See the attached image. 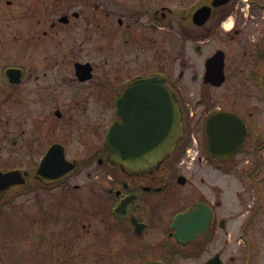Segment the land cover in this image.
Instances as JSON below:
<instances>
[{
	"label": "flooded vegetation",
	"instance_id": "af4514ba",
	"mask_svg": "<svg viewBox=\"0 0 264 264\" xmlns=\"http://www.w3.org/2000/svg\"><path fill=\"white\" fill-rule=\"evenodd\" d=\"M222 1L0 0V117L9 126L0 171L25 176L0 198V264H18V253L26 264H264V35L233 74L223 49L220 85L206 76L207 60L222 48L188 59L186 43L201 55L209 24L231 39L242 34L230 16L241 0ZM252 3L264 18V3ZM208 6L210 17L196 22ZM145 79L162 81L178 98L173 115L183 122L178 144L158 161L153 141L176 139L159 123L170 119L171 103L133 87ZM198 88L203 97L205 89L222 92L215 106L202 98L193 113L188 94ZM225 112L241 118L245 135L233 154L215 157L206 122ZM192 114L204 123L199 137ZM117 123L123 152L146 163L114 158L108 134ZM31 200L44 201L39 216L25 215L40 229L23 232L29 245L18 251L16 214L2 210Z\"/></svg>",
	"mask_w": 264,
	"mask_h": 264
},
{
	"label": "water",
	"instance_id": "95a60500",
	"mask_svg": "<svg viewBox=\"0 0 264 264\" xmlns=\"http://www.w3.org/2000/svg\"><path fill=\"white\" fill-rule=\"evenodd\" d=\"M222 0H215L214 5L221 4ZM211 15V7H202L195 14V21L199 23H204ZM225 52L222 49H219L207 60V81L220 85L225 80ZM144 86L153 89L147 92H151L155 95L160 94L161 102L171 103V106H168V109L171 112L170 119L164 120L160 119V127L162 132L168 133L171 138L176 139L169 140L163 139V137L158 141L154 140L155 148L154 152L151 153V159L158 161L162 160L169 151L173 150L179 142V135L181 134L183 122L178 116L177 120L174 118V108L175 103L178 107V98L167 89V87L159 82L158 79L154 80H141L133 84V87ZM134 89L132 88L131 91ZM142 92V91H141ZM119 112L123 114V107L120 101ZM158 124V123H157ZM175 129V131H174ZM123 125L121 123L114 124L109 131L108 141L113 148V156L119 162H125L131 164L132 166H140L143 163H146L147 158L143 156H127L123 152ZM206 130L209 137L208 147L212 156H218L220 153H223L224 156H229L233 154L243 142L245 135V126L241 118L231 112L225 113H212L206 122ZM167 134V135H168ZM160 144V147H157V144ZM50 156V155H49ZM48 155L43 159L41 166L39 168V174H43L44 168L47 166L50 157ZM56 176L58 173L55 174ZM183 180V178H180ZM25 182V176L20 172L10 170V171H0V198L3 193L12 185L16 183ZM199 210H195L190 214H187V221H190L191 216L195 215ZM209 225V220L206 221Z\"/></svg>",
	"mask_w": 264,
	"mask_h": 264
},
{
	"label": "rangeland",
	"instance_id": "374dc122",
	"mask_svg": "<svg viewBox=\"0 0 264 264\" xmlns=\"http://www.w3.org/2000/svg\"><path fill=\"white\" fill-rule=\"evenodd\" d=\"M256 1L258 5L259 3L260 4L264 3V0H256ZM254 5L256 4L255 3L253 4L252 0H241L240 3L238 4V7L240 8L238 7L235 8L234 12L230 14V16L231 15L237 16V19L240 22L238 23V25L242 27L241 28V31H243L242 34L237 35L234 39H231L224 33L226 29H223V31H220V29H215V28L212 29L213 25L209 24V29H208L209 40L206 43V45L204 44L203 53L201 55H198L197 52L195 51L194 46L196 43L194 41L191 44V49H189V43H186L188 44V59L189 60L192 59L193 62H200V60L201 59L203 60V58L206 55L210 56L217 50V48H222L224 50H227V55H228L227 59L230 64V67H229L230 73L233 74V69H234L236 60L238 61L241 60L245 63H248V57H246L247 54L251 53L252 50L255 51L252 45H254L255 43H258V41H260L259 39H262L264 35V26L259 25L260 23L264 24V18L263 16H261L262 10L260 8L255 9ZM242 39H245V40H242ZM177 44H178L177 45V56H178L177 64L179 65L180 59L182 57L181 56L182 46L180 45L179 40L177 41ZM260 49L261 50H257V52L262 51V48ZM243 59H246V60H243ZM245 77L246 76H244V78ZM199 84L200 82H198L196 86L198 87ZM233 84L234 83L231 80L228 85L230 86ZM197 90L199 91V93H197V91L195 92L193 91V94L192 93L188 94L189 103L191 104V106H194V108L192 109L193 113L196 112L197 106L199 104L200 106H205L204 104H202L203 102H201L202 98L206 99L205 103L210 104V106H215L219 99V94L222 92V89L220 88L205 89L204 90L205 96L203 97L202 96L203 90H201V92L199 88ZM229 96H231V93L229 94ZM192 115H193L192 124L194 128L193 132L196 137H199V134H201L203 131L204 123L202 124L199 123L196 115L195 114H192ZM0 119H1L0 120V158L6 159L9 154V150H8L9 142H8V138H4V135L8 134V132L7 131L5 132V130L9 128V126L8 127L6 126L7 128L3 126L4 124L3 122L5 121V117L3 113ZM199 150H201V148L198 147V142H197L195 146H193V149L190 150L191 157L197 155ZM207 169L208 167H205L204 171H206ZM213 180L216 181V177H214ZM185 190H186V187L182 189L183 192ZM49 202H50L49 204L50 207H52V201H49ZM43 203L44 201H33V200L31 201H10L4 206L2 213L9 214L10 209L13 210L14 213L12 214H16V216L13 217V219L16 224L17 235L19 234L22 235L23 232H25L28 229L29 230L30 229H34V230L40 229L38 226L36 227L28 226L25 215L34 214L32 215V217L39 216L42 213ZM5 228H6L5 229L6 231H3L4 235L7 233V230L9 228L8 224ZM20 235L17 238V247H18V251L20 250L24 251L25 248H27V246L29 245V243H28L27 237L25 238V233L22 236ZM18 259H19L18 261H20L18 262V264H26L24 263L25 261L24 255L22 256V255H19L18 253Z\"/></svg>",
	"mask_w": 264,
	"mask_h": 264
},
{
	"label": "bare ground",
	"instance_id": "6f19581e",
	"mask_svg": "<svg viewBox=\"0 0 264 264\" xmlns=\"http://www.w3.org/2000/svg\"><path fill=\"white\" fill-rule=\"evenodd\" d=\"M232 23L229 21V23H227V27H231Z\"/></svg>",
	"mask_w": 264,
	"mask_h": 264
}]
</instances>
